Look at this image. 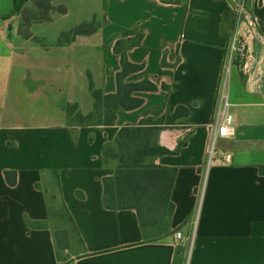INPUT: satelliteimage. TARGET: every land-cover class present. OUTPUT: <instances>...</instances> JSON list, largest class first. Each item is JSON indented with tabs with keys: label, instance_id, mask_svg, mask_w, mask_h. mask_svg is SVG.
Returning a JSON list of instances; mask_svg holds the SVG:
<instances>
[{
	"label": "crops",
	"instance_id": "obj_1",
	"mask_svg": "<svg viewBox=\"0 0 264 264\" xmlns=\"http://www.w3.org/2000/svg\"><path fill=\"white\" fill-rule=\"evenodd\" d=\"M12 3L0 12V147L11 139L26 146L28 134L48 131L53 148L0 153V264H264V65L257 89L249 86L232 102L233 135L219 139L210 165L208 158L231 45L223 19L232 1L55 0L67 14L33 25L32 39L19 35ZM249 11L264 39V0H252ZM94 18L100 27L93 34L58 44ZM137 33L141 45L127 59L142 69L125 83L148 79L158 90L133 92L143 104L119 110L112 126L75 123L63 105L91 113L90 79L103 94H115L122 67L114 46ZM178 107L188 109L186 117L158 126L157 144L171 154L151 158L153 168L176 170L174 211L169 231L147 241L134 209L105 208L103 179L115 171L104 165V148L123 127ZM225 154L232 155L228 164ZM6 171L16 173L14 186ZM57 200L64 223L56 228ZM37 222L47 227L29 226ZM56 231L67 233L68 249H57Z\"/></svg>",
	"mask_w": 264,
	"mask_h": 264
},
{
	"label": "trees",
	"instance_id": "obj_2",
	"mask_svg": "<svg viewBox=\"0 0 264 264\" xmlns=\"http://www.w3.org/2000/svg\"><path fill=\"white\" fill-rule=\"evenodd\" d=\"M55 0H13V15L19 16L18 33L24 39L34 38L31 27L53 21L55 16L67 14L64 5L55 6ZM165 4H184L186 0H160ZM28 3L31 5L28 6ZM233 25L232 13L224 15L222 30H230ZM100 27L94 18L82 23L67 33H63L58 44L73 42L78 36L93 34ZM143 36L139 33L126 41H118L114 51L119 55L122 70L117 74V92L105 95L95 88L90 79L89 90L94 99V110L83 115L77 105H63L66 114L81 125L112 126L119 110H133L143 104V100L132 97L137 91H157L158 87L148 79L138 84H127L125 78L142 69V66L131 64L127 59V51L141 45ZM165 63L163 62V65ZM162 89H168L163 85ZM188 109L178 107L172 115L166 114L160 119L142 121L139 126L123 127L112 143L104 148V165L114 168V176L104 178V205L109 210L134 209L140 222L145 240H156L169 231V220L174 205L169 202L171 186L176 170L157 169L151 167V158L171 154L157 144L161 124L186 117ZM264 171V167L260 168ZM7 183L14 186L15 172H5ZM31 227L45 228V223H29ZM54 239L59 250L69 248L68 235L65 231L54 232Z\"/></svg>",
	"mask_w": 264,
	"mask_h": 264
},
{
	"label": "rangeland",
	"instance_id": "obj_3",
	"mask_svg": "<svg viewBox=\"0 0 264 264\" xmlns=\"http://www.w3.org/2000/svg\"><path fill=\"white\" fill-rule=\"evenodd\" d=\"M245 7L249 10L251 8V1L252 0H245ZM9 4L12 6V0H0V12H5L9 9ZM31 4L28 3V6ZM233 18V14H232ZM239 29H237L238 32ZM232 32H235V27H234V18H233V25L230 30L227 28L225 29V33H229L230 35ZM240 33V32H239ZM243 39V38H242ZM250 50L246 54L247 59L243 60L240 63H236L231 70L227 73V88L229 92V101L232 103L235 100H238L243 95V92L249 87L252 86L254 89H257V86L259 85L257 80L261 76V71L260 67L262 65L261 63V51L258 48L257 45H252L250 44L249 46ZM247 68H245V65H247ZM248 69V70H247ZM263 82V81H262ZM261 91H264V82L261 84V87L259 88ZM72 138L73 140H77L78 138V133L73 132L72 133ZM53 137V133L48 132V131H41V132H33L31 134L27 135V141L28 144L25 146H19V143L15 139L8 140L6 142V145L3 147H0V153L3 155L5 152L8 154L12 153H30L34 154L37 150L43 151L44 153L52 152V145L51 139ZM42 141V144L40 143V140ZM41 146H40V145ZM45 144V145H44ZM39 145V146H38ZM220 144L217 143V146L215 148V152L212 154L211 159H214L218 153V150H220ZM210 152H211V143L209 145L208 149V158L210 157ZM54 193L56 189L54 188ZM58 206V208H57ZM61 203L60 201L52 202L51 203V214H52V219H51V224L53 227L63 225V219L62 216H64V211L60 208ZM60 208V209H59ZM79 250L77 248L76 252Z\"/></svg>",
	"mask_w": 264,
	"mask_h": 264
},
{
	"label": "built area",
	"instance_id": "obj_4",
	"mask_svg": "<svg viewBox=\"0 0 264 264\" xmlns=\"http://www.w3.org/2000/svg\"><path fill=\"white\" fill-rule=\"evenodd\" d=\"M232 8L230 9L234 18L235 32L231 34L230 53L225 65V77L221 83L219 91V105L215 117V127L211 139V152L209 157V165L212 163V154L215 152V148L219 139H227L233 135L234 131V117L231 113L232 103L229 101V92L227 88V73L236 64L246 60L247 53L249 52V46L257 45L261 51V63L264 65V39L258 34L254 21L250 16V11L245 7V0H231ZM237 29L238 32H237ZM240 32V33H239ZM243 38V39H242ZM248 64L245 65L247 68ZM248 70V69H247ZM262 72V68L260 67ZM264 72V70H263ZM232 159L231 154H225L223 161L230 163ZM176 241L183 239L181 233H176Z\"/></svg>",
	"mask_w": 264,
	"mask_h": 264
}]
</instances>
